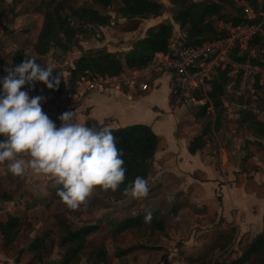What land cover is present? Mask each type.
I'll list each match as a JSON object with an SVG mask.
<instances>
[{"label":"rangeland","instance_id":"374dc122","mask_svg":"<svg viewBox=\"0 0 264 264\" xmlns=\"http://www.w3.org/2000/svg\"><path fill=\"white\" fill-rule=\"evenodd\" d=\"M54 1L61 0H19L15 3L12 2V0H6L0 8V31L4 22L7 24L6 28L8 24H10L11 28L17 27V25L21 24L23 21V17L21 16L23 14L36 13L42 17L41 14L45 10L42 3H53ZM87 1L88 0H67V4H70L72 7H82ZM172 1L173 0H168V2H165L164 12L158 19L146 18L144 21H128L121 18L117 13V8L120 6L119 1L113 2L106 9H100L92 4V6L98 9L102 14L110 15V24L105 27H90L86 34L87 37L76 36V47L71 48L67 52L55 48L51 49H53L54 55L58 53L59 57L62 55L63 57H71L73 61L76 59V55L79 57L89 49L98 48H103L110 52L120 51V58L123 59V52L131 49L130 45L134 46L136 41L144 37V29L148 26L156 25L157 22L171 21V14L177 7ZM254 1H256L255 5H264V0ZM88 4L91 6L90 2H88ZM225 4L227 3L224 2V5ZM222 13H230L232 16L236 14L235 10L228 6L222 8ZM15 16L21 17L17 18L15 23L13 22L11 25V21ZM216 18L217 16H214L212 20L216 21L217 26L223 20H216ZM36 22V20H33L32 24H36ZM136 22H138L137 28L141 23V30L128 36L125 40H117L116 46L112 47L108 45V43L106 44V42L101 43L103 38L101 28H108L107 31L110 34L117 35L118 32H129L130 30H128V28ZM73 24L76 25L77 22L73 21ZM175 27L177 26H174L173 30H176ZM137 28L135 30H137ZM22 31L23 29L20 28L10 39V42L16 45L15 50L4 52L0 45V60L4 64H7L11 60L15 61V53L20 50L28 54V56L35 57L33 45L37 35L35 36L34 32L31 31L27 36L20 37ZM103 31L106 32L105 30ZM114 31L116 33H114ZM179 31L182 34L185 33V30L182 28H179ZM180 32L174 33L172 31L171 37L179 35ZM120 43H123V45ZM115 48L120 50H115ZM255 50L254 48L251 49L249 55H256L259 59L262 58ZM54 55L52 58H54ZM39 59L41 63L45 61L42 56ZM65 67H67V65H65ZM67 69L69 71L70 68ZM233 84L234 82L231 83V79H229L226 84L228 90H226V94L221 98L224 106L217 123H214L213 120L214 112L205 114L200 119L193 120L194 113L197 111V108L193 107L189 108L187 113L183 112V114H181L187 117L182 120V124L187 122L195 123L197 125L194 127L197 130L206 125L205 142L217 140L222 147H226L230 141L229 137L236 133L239 136L238 140H240V136L253 138V133L251 131L253 129H250V122L256 117V110L264 109V91H258L254 96L239 97L235 94V87ZM41 85L43 87V84ZM38 94L41 95L42 92L38 91ZM190 117H192V119ZM215 126H217V131L213 133L212 128ZM242 143H244V140ZM248 149L249 147L245 146L244 155L248 154ZM6 165V162H0V174L7 169L5 168ZM54 186L52 181L48 180L47 177L35 175L30 170H26L25 174L21 177L12 175L11 173L6 175L2 173L0 175V194L9 197L7 200H0V221H6L7 216L11 215L19 217L22 221H27L30 224L29 228L26 227L27 225H24L19 229L16 239L10 247L3 246V242L0 239V264H26L30 259V255L26 252V248L30 241H32L36 235L41 234L42 231L55 228L54 224L59 220L67 221L73 229L91 225L97 227L94 232L87 235L86 241L92 246L102 245L106 249L107 254L102 264H184L183 261L186 257H201L207 254L217 263L230 264L243 255L248 244L254 238H247L239 241L234 238L233 241L221 251L212 248L215 237L206 238L202 234H198L194 237L196 242H190L191 236L189 232L193 228H187L186 221L190 220V222H192L194 219H198L200 213L195 212L193 209L188 210L186 214L175 210V207L179 205L178 195L177 201H175L176 204L172 206V208H164L161 210L160 217H157L161 218L164 223L163 230L153 232L149 230L145 231L143 228L116 230L117 223L132 217L145 215V213L149 211L152 213V217L154 215V210L151 209L152 205H150V203L158 198L168 196L167 194L169 192L161 190L155 191L156 186H152L151 184L148 186V192L144 197L129 198L119 204L113 191L97 188L90 194L81 207L68 209L59 201L51 198L50 189ZM199 235H201V237ZM184 240H186L188 244H184ZM90 251L89 248L82 250L71 264H89L88 258ZM62 252L63 249L58 247V238L56 237L53 250L49 253L48 260L41 264L57 263L60 260ZM179 256L182 258H178ZM243 264H264V256L260 257L253 255L249 260L243 262Z\"/></svg>","mask_w":264,"mask_h":264},{"label":"crops","instance_id":"0c3cea01","mask_svg":"<svg viewBox=\"0 0 264 264\" xmlns=\"http://www.w3.org/2000/svg\"><path fill=\"white\" fill-rule=\"evenodd\" d=\"M154 1L163 5L168 2V0ZM190 1L204 2L206 0ZM258 9L261 8L258 7ZM21 16L23 21L17 27L11 28L8 24L6 28L7 24L4 22L1 28L0 45L4 52L15 50L16 45L10 42V39L20 28L23 29L20 37L27 36L31 31L36 36L39 32L42 22L40 15L27 13ZM21 16H15L12 21L10 19L11 25ZM33 20L37 21L36 24H32ZM158 23L160 22L156 24ZM170 23L173 27L177 26L175 27L176 30H173L174 33L180 32V27L172 20V16ZM140 25L137 30L118 32L117 35L110 34L107 31L108 28H101V34H103L101 43L106 42V44L114 47L121 39L125 40L128 36L139 32L141 30ZM149 27L151 26L147 28ZM114 33L116 32L114 31ZM177 36L184 37L185 33L180 32ZM123 43L120 44L123 45ZM115 50L120 49L115 48ZM16 53H20V59ZM16 53L15 61L11 60L4 64L0 60V77L6 75V71L11 66L20 63L25 55H28L22 50L16 51ZM56 54L58 55V53ZM53 55V49H50L48 53L42 56L45 61L41 65L56 67L53 68V74L60 70L61 82L54 91L44 89V86L42 87L41 83L37 82L35 83L36 92H42V94L50 97L62 98V95L70 88L67 68L73 67V59L67 56L63 57V55L60 57L54 55L52 58ZM77 57L78 55H76ZM34 58H38V56L35 55ZM134 70L137 69L124 67L122 74L107 78L108 82L103 84L100 90L84 95L75 108L68 110L73 111L74 118L78 122L85 120L86 126L117 129L144 124L151 128L159 137V142L154 154L151 172L146 181L148 186L151 184L156 186L155 191L169 192L168 196L153 200L150 203L151 209L172 208L176 204L178 195L179 205L175 207V210L186 214L188 210L193 209L200 213L198 219H194L192 222L186 221V227L193 228L189 232L190 242L195 243L194 237L198 234L212 238L230 228L235 230L234 238L237 241L251 239L263 231L264 134L259 137L253 135V138L240 136V140H238L239 136L236 133L229 137L230 141L226 147L220 146L217 140L213 142H205L204 140L203 147L194 154H190L188 152L189 141L198 134L200 129L197 130L194 127L197 125L195 123L182 124V120L187 117L181 114L187 113L188 109L176 107L171 103L167 87L168 76L159 75L156 78L153 76L151 80L146 82L148 89L141 91L137 87L134 86L133 88L125 83ZM226 90H228L227 87ZM255 113L257 115L254 119L264 125V109L256 110ZM190 118L192 119V117ZM215 131L217 130L212 128V132L215 133ZM243 140L244 143H242ZM245 146L249 147L247 155H244ZM2 173L6 175L9 172L5 169ZM24 174L25 172L18 176L21 177ZM129 198L126 196L118 202L120 204ZM199 236L201 237V235ZM184 244H188L186 240H184ZM178 258L182 257L179 256Z\"/></svg>","mask_w":264,"mask_h":264},{"label":"trees","instance_id":"16d2710c","mask_svg":"<svg viewBox=\"0 0 264 264\" xmlns=\"http://www.w3.org/2000/svg\"><path fill=\"white\" fill-rule=\"evenodd\" d=\"M17 1L19 0H12L14 3ZM116 1L120 2V6L117 8L118 15L128 21H141L146 18L159 17L163 14L165 8L162 3L154 0H88L82 7H72L67 4V0L42 3L45 10L41 14V26L33 45L34 53L38 56V58H35L36 62L41 64L39 58L48 53L51 48L67 52L76 47V36L87 37L86 34L90 27L108 26L110 15L102 14L92 4L100 9H106ZM5 2L6 0H0V8ZM224 2L227 4L224 5ZM247 2L253 8L260 6L255 5L256 1L254 0H247ZM172 3L177 5L171 14L172 20L185 30L184 38L187 43L223 36L224 32L218 28V25L216 26V21L212 20L214 16H217L216 20L220 19L226 22L240 23L244 21L242 9L235 4L234 0H206L204 2L173 0ZM226 6L234 9L236 14L232 16L230 13H222V8H226ZM260 8L264 9V5H261ZM73 21H76L77 24L74 25ZM137 24L138 22L134 23L128 30H135ZM262 28L264 29V24H262ZM172 31L173 26L170 21H163L147 28L144 37L136 41L131 49L123 52V59L120 58V51L110 52L103 48L87 50L73 61V67L68 71L70 87L80 77L101 76L111 78L122 74L124 67L128 69L144 68L156 53L167 51ZM253 48L262 58L259 59L256 55H249L250 50ZM16 55L20 59V53H16ZM240 56H247L253 63L264 64V36L258 34L253 37L248 42L246 49L240 53ZM228 80L226 71H218L211 83L209 98L215 113L214 123L218 122L220 113L223 110L221 98L226 93ZM36 89L37 87L34 84L31 91H36ZM205 114L204 107H197L194 119H200ZM250 125L255 137L264 134V125L257 119H253ZM213 129L217 130V126ZM109 130L117 139V148L121 150L122 159L124 160L122 165L125 169L124 180L116 190H110L114 192L115 198L119 200L127 196L122 192V189L135 176L140 175L145 179L148 178L159 137L150 127L144 124ZM206 130L205 125L189 141L188 152L190 154H194L203 147ZM57 187L59 186L55 185L50 189V194L51 198L59 201V197L56 195ZM8 198V196L0 194V200H7ZM163 209L160 207L154 210V215L149 221L144 220V215L121 221L116 224V230L143 228L145 231L149 230L150 232L161 231L164 229V223L161 218L157 217H160V212ZM24 225L30 227L27 221H22L19 217L11 215L7 216L6 221H0V239L3 246L10 247L16 239L19 229ZM54 226L55 228L42 231L41 234L36 235L30 241L26 248L30 259L26 264H41L47 261L49 253L53 250L56 237L58 238V247L62 248L63 252L60 255V260L53 264H71L79 253L86 248L91 250L88 258L89 264H102L105 261L106 249L102 245L92 246L86 241L87 235L97 229L95 225L73 229L67 221L59 220L55 222ZM234 237L235 230L233 228L217 234L212 243V248L221 251L233 241ZM253 255L264 256V230L255 235L243 255L230 264H243ZM183 262L184 264H220L214 261L209 254L201 257H186Z\"/></svg>","mask_w":264,"mask_h":264},{"label":"clouds","instance_id":"9594fccd","mask_svg":"<svg viewBox=\"0 0 264 264\" xmlns=\"http://www.w3.org/2000/svg\"><path fill=\"white\" fill-rule=\"evenodd\" d=\"M53 68L25 55L0 77V162H6L12 175L30 170L47 177L59 186V202L76 209L97 188L114 191L120 186L124 160L109 129L86 126L71 110L62 112L57 124L42 111L44 97L29 95L37 82L53 91L59 86L61 73L53 74ZM122 192L130 198L144 197L147 181L137 175ZM151 215L146 212L144 220L149 221Z\"/></svg>","mask_w":264,"mask_h":264},{"label":"built area","instance_id":"2783aa9c","mask_svg":"<svg viewBox=\"0 0 264 264\" xmlns=\"http://www.w3.org/2000/svg\"><path fill=\"white\" fill-rule=\"evenodd\" d=\"M242 9L244 21L240 23L223 22L218 28L223 36L205 38L197 42L185 41L183 36L169 39L167 51L156 53L151 61L141 69L134 70L127 85L141 91L148 89L147 81L154 76H168V94L176 107H204L205 113H213L209 98L211 83L218 71H226L227 77L234 82L235 94L239 97L254 96L264 89V64L246 59H237L247 47L248 42L258 34L264 36V10L255 9L245 0H235ZM236 52V53H235ZM108 77H80L62 95V98L41 94L42 111L59 124L57 117L68 109H73L84 97L100 90ZM30 91L29 95H37Z\"/></svg>","mask_w":264,"mask_h":264},{"label":"water","instance_id":"95a60500","mask_svg":"<svg viewBox=\"0 0 264 264\" xmlns=\"http://www.w3.org/2000/svg\"><path fill=\"white\" fill-rule=\"evenodd\" d=\"M232 56H234L237 59H246L247 58V56H236L233 53H232Z\"/></svg>","mask_w":264,"mask_h":264}]
</instances>
